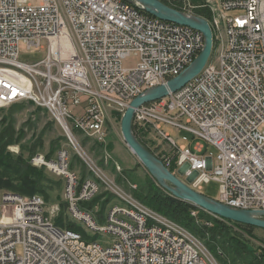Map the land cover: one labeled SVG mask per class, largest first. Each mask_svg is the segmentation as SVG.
<instances>
[{
	"label": "built area",
	"instance_id": "built-area-1",
	"mask_svg": "<svg viewBox=\"0 0 264 264\" xmlns=\"http://www.w3.org/2000/svg\"><path fill=\"white\" fill-rule=\"evenodd\" d=\"M222 8L231 37L217 35L214 14L206 19L213 36L227 39V52L178 90L136 107L134 119L169 142L177 166L195 174L192 186L215 178L217 200L264 218V0H222ZM149 13L138 0H0V105L31 101L60 125L67 144L37 162L64 177L68 208L102 228V237L82 236L56 223L43 195L4 193L13 208L0 213V264H218L183 224L139 199L136 182L127 190L111 177L77 137L104 140L111 110L123 114L133 98L184 72L202 50V31ZM23 48L43 56L22 60ZM130 55L137 64L125 66ZM162 123L214 145L216 160L179 144ZM73 154L89 176L80 177ZM102 187L126 206L112 202L101 223L81 203ZM129 203L161 213L176 233L136 217Z\"/></svg>",
	"mask_w": 264,
	"mask_h": 264
},
{
	"label": "rangeland",
	"instance_id": "rangeland-1",
	"mask_svg": "<svg viewBox=\"0 0 264 264\" xmlns=\"http://www.w3.org/2000/svg\"><path fill=\"white\" fill-rule=\"evenodd\" d=\"M29 1L38 3L41 0ZM163 1L184 12L192 13L193 15H199L202 11L207 10L211 16L212 8L209 3L211 2L212 4V2H214L216 4L214 5L219 8L220 0H210V2L207 0ZM203 4L206 5L203 6ZM213 45H215V43H213ZM218 49V47H214V51H212L211 56L209 57V62H211L213 57H216ZM42 52L43 51L41 50L23 48L20 52V58L22 60H37L43 56ZM138 59V56L130 55L123 60V64L125 66H133L137 64ZM121 118V112L116 111V109L110 111L107 117V134L104 140L99 141L89 136L86 137V134L84 133H78L77 137L103 169L111 177L123 184V187L130 190V182H136L139 188L143 186L144 191H146L149 180H156V178L147 171L143 163L126 144L121 131ZM162 127L174 136L179 144H191V146L194 149H197L200 153L211 155L213 160H216L218 149L214 145L194 137L193 134L187 130H179L170 124L162 123ZM132 129L142 143L147 147H150L156 156L163 160V162L172 168L178 176L192 186V179L195 177V174L187 176L185 175L183 166H177V161L172 157L175 150L172 149L171 145L164 137L157 133L152 127H149L148 124L140 123L134 118ZM3 132L12 138V141L9 143L7 142L5 146V150L11 153L10 156L12 158L17 161L27 160L26 162L33 167H36L37 170H43L44 176L39 180V188L47 192V196L43 191L41 192V195H43L46 200L48 210L55 206H59L58 209L52 211L54 219H57L58 216H62L65 224H79L88 234L94 235L92 234L93 231L87 228L81 221L74 220V217L72 216L73 211H71V208H68L69 202L65 195L64 177L51 170L47 165L40 164L36 161V158H39V155H44L46 159L55 158L58 150L67 144L62 128L51 118L47 110L31 101L0 105V135ZM10 138L6 136L5 139L8 140ZM197 144H202V148L198 149ZM169 156H171V158H168ZM0 157L2 159L4 155H1ZM73 158H77V160L73 161V165H78L77 167L79 169L80 177H85L86 175L89 176L91 173L88 170V167L74 154ZM0 170L4 174V177L2 178L5 179V182H9V180H16L17 172L22 170V168L16 169L14 172L11 167L3 169L2 166H0ZM211 170L212 169L209 168V171ZM157 184L159 183L157 182ZM159 185L172 194L169 189L161 184ZM192 187L197 190L200 189L199 191L214 198L219 197L220 194V185L215 178H212L209 181H203L198 187ZM107 191L108 190L102 187L101 191L91 200L86 202L85 205L81 203V207H88L87 209H90L101 223L105 221L108 208L112 202H118L120 207L126 206V199H116L114 196L112 198ZM10 192H13L10 187L6 185L0 187V213L7 216L11 215L13 205L12 202L4 201L2 196L4 193ZM130 208L131 203H129V209ZM158 215H161V213ZM232 225L236 229L238 238L243 242L241 243L243 251H240L238 254H233L231 252L227 253L220 245H218L217 249H214V251L211 249L217 263L264 264V259L261 260L258 257V250L261 251L262 248L264 249V228L258 226L249 227L233 223ZM97 234L98 238L102 237V232H98ZM192 235L197 237L193 233ZM103 239H110V234L103 233ZM204 241L206 242V239H204ZM17 251L18 253L22 252L21 245L18 246Z\"/></svg>",
	"mask_w": 264,
	"mask_h": 264
},
{
	"label": "water",
	"instance_id": "water-1",
	"mask_svg": "<svg viewBox=\"0 0 264 264\" xmlns=\"http://www.w3.org/2000/svg\"><path fill=\"white\" fill-rule=\"evenodd\" d=\"M138 1L142 2L146 10L155 16L189 25L202 31L205 40L202 50L184 72L170 78L166 84L155 86L145 94L136 96L131 100L121 118V131L126 144L143 163L147 171L156 178V181L169 189L173 195L188 200L216 216L264 228V218L256 216L253 210L231 207L193 188L147 148L133 132L135 108L143 103L165 97L170 92L181 88L202 70L213 51V32L205 17L188 14L163 0Z\"/></svg>",
	"mask_w": 264,
	"mask_h": 264
},
{
	"label": "trees",
	"instance_id": "trees-1",
	"mask_svg": "<svg viewBox=\"0 0 264 264\" xmlns=\"http://www.w3.org/2000/svg\"><path fill=\"white\" fill-rule=\"evenodd\" d=\"M209 14L210 13L206 10V11H202V13L199 15L205 18H209L210 17ZM6 136L10 138V136L6 135L5 132H3L0 135V156L4 155L2 159L0 157V166H2L3 169H6L7 167H11L14 170V172L16 169L22 168V170H19L17 172V176L15 178L16 180L12 178L13 180H9V182H5V179L2 178L4 177V174L0 170V187L6 185L10 187V189L13 190V192L23 195H31L35 193L41 194V192L43 191L44 194L47 196V192L39 188L40 187L39 180L44 176L43 170L41 169L37 170L36 167H33L31 164L27 163L26 162L27 160L17 161L14 158H12L10 156L11 153L5 150V146L7 142L8 143L11 142L12 138L6 140L5 139ZM147 148L150 149V147ZM170 169L173 170L172 168ZM107 192L113 198L112 193L109 191ZM134 193L139 199H141L147 205L171 217L173 220L183 224V226L186 229H188L190 232L195 234L203 244H206L211 252L212 250L214 251V249H217L218 245H220L227 253L231 252L233 254H238L240 251H243L241 246V243L243 242L238 238V234L232 223L246 225L249 227L253 226L250 224H245L234 220L222 218L220 216H216L204 210L203 208L198 207L194 203L182 199L180 197H177L169 193L168 191L164 190L159 184H157V181L155 179L149 180L146 191H144L143 186H141L140 188L138 186L134 190ZM86 202L88 201H83L82 204L85 205ZM55 221L57 224L62 226H67L77 230H83V228L79 224H75V223L65 224L62 216H58L57 219H55ZM82 236L91 237V238L97 237L96 234L90 235L85 230L82 231ZM203 238L206 239V242L204 241ZM258 257L261 260L264 259L263 248L261 249V251L258 250Z\"/></svg>",
	"mask_w": 264,
	"mask_h": 264
},
{
	"label": "bare ground",
	"instance_id": "bare-ground-1",
	"mask_svg": "<svg viewBox=\"0 0 264 264\" xmlns=\"http://www.w3.org/2000/svg\"><path fill=\"white\" fill-rule=\"evenodd\" d=\"M207 1L210 2V0H207ZM209 4L211 5V8H212L211 14H214L213 24H215V27H217V35H220L223 37H231V28L227 26V17H223L222 0L219 1V8L215 6L216 4L214 2H212V4L210 2ZM213 43H215V45H217L216 47H218L219 49L216 53V57H213L211 59V62L208 61L205 64V66L213 65V60H219L221 58V54L227 52V49H228L227 39H219V36H213ZM38 159L39 158H36V161H38ZM115 207H120L118 205V202L115 204ZM58 208H59L58 206H55L52 209L50 208V210L47 209V211L52 212ZM129 210H132L133 213L136 214V217H139L144 220H150V223H152V226H155V228H169V233H176V226H170V220H168L163 215H158L159 213H154V209L152 208L141 206V203H131V208ZM72 216L74 217L75 221H81L87 228L92 230L93 234L102 232V228H91L90 222H87V220H84L83 218H81L80 215L75 213V211H73ZM171 221H175V220L171 219ZM183 230L189 231L184 226H183ZM103 233L110 234V232H103ZM189 233H191L192 235V232L189 231ZM96 238H98V234ZM192 238H194L198 242H201L199 238L194 237L193 235H192Z\"/></svg>",
	"mask_w": 264,
	"mask_h": 264
},
{
	"label": "crops",
	"instance_id": "crops-1",
	"mask_svg": "<svg viewBox=\"0 0 264 264\" xmlns=\"http://www.w3.org/2000/svg\"><path fill=\"white\" fill-rule=\"evenodd\" d=\"M93 234V233H92Z\"/></svg>",
	"mask_w": 264,
	"mask_h": 264
}]
</instances>
